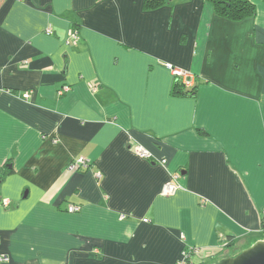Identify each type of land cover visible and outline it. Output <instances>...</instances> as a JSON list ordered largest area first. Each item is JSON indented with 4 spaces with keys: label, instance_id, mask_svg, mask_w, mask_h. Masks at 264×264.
<instances>
[{
    "label": "crops",
    "instance_id": "obj_1",
    "mask_svg": "<svg viewBox=\"0 0 264 264\" xmlns=\"http://www.w3.org/2000/svg\"><path fill=\"white\" fill-rule=\"evenodd\" d=\"M248 1L233 20L205 0H0L8 264H175L187 245L212 264L264 240V0Z\"/></svg>",
    "mask_w": 264,
    "mask_h": 264
},
{
    "label": "built area",
    "instance_id": "obj_2",
    "mask_svg": "<svg viewBox=\"0 0 264 264\" xmlns=\"http://www.w3.org/2000/svg\"><path fill=\"white\" fill-rule=\"evenodd\" d=\"M47 31L49 32L50 30L47 29ZM77 40V34L76 31H70L69 32V40H67V43L70 41H75ZM166 68L171 72V74L174 76V79L176 81H179L180 84H182V86L184 88H191L192 86L195 85L196 83V76L194 75V73H192L189 70H184L178 67H175L169 63H167ZM92 89L94 88V86H90ZM69 86H63L61 88V90L59 91V93H63L68 91ZM25 97L27 96L26 94L24 95ZM133 150L134 152L141 158H145V159H149L151 160L153 158L152 154L145 149L144 147H142L139 144H134L133 146ZM162 165L166 164V160L165 159H160L159 161ZM89 165V160L86 157L83 156H79L74 158L70 163H69V169L70 170H77V169H82V168H86ZM95 177L97 179H100L102 173L101 172H95L94 173ZM179 177L178 173H174V174H170V177L168 179V181H166L160 190V194L161 195H172L178 188H179V183L177 182V178ZM3 205L7 204L6 200H3L2 202ZM68 212H77L79 211V206L77 205H69L67 208ZM144 221H147L146 219H144ZM261 231L264 233V209L261 211ZM181 237L183 238L184 235L181 234ZM204 249L196 247V246H190L187 245L186 247H184V249L181 251V255L180 258L178 259V261L175 264H194V262L192 261V258L194 256L200 255L203 252ZM8 257L6 255H0V264H8Z\"/></svg>",
    "mask_w": 264,
    "mask_h": 264
},
{
    "label": "trees",
    "instance_id": "obj_3",
    "mask_svg": "<svg viewBox=\"0 0 264 264\" xmlns=\"http://www.w3.org/2000/svg\"><path fill=\"white\" fill-rule=\"evenodd\" d=\"M210 3L215 13L227 19L238 20L246 15L254 13V7L248 0H205ZM195 86L184 88L179 81L175 80L172 92L175 94L193 93ZM9 171V170H8Z\"/></svg>",
    "mask_w": 264,
    "mask_h": 264
},
{
    "label": "water",
    "instance_id": "obj_4",
    "mask_svg": "<svg viewBox=\"0 0 264 264\" xmlns=\"http://www.w3.org/2000/svg\"><path fill=\"white\" fill-rule=\"evenodd\" d=\"M216 264H264V240H258L234 256L221 258Z\"/></svg>",
    "mask_w": 264,
    "mask_h": 264
},
{
    "label": "rangeland",
    "instance_id": "obj_5",
    "mask_svg": "<svg viewBox=\"0 0 264 264\" xmlns=\"http://www.w3.org/2000/svg\"><path fill=\"white\" fill-rule=\"evenodd\" d=\"M240 251H241V250H240ZM240 251H239V252H240ZM223 254H224V252H222V255H223ZM226 254H228V253H226ZM236 254H238V253H233V254H231V255L234 256V255H236ZM219 258H220V257H219ZM219 258H218V259H219ZM218 259L215 260L212 264H216V262L219 261Z\"/></svg>",
    "mask_w": 264,
    "mask_h": 264
}]
</instances>
